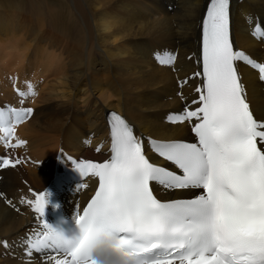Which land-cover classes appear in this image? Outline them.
I'll return each instance as SVG.
<instances>
[{
  "label": "snow or ice",
  "instance_id": "snow-or-ice-1",
  "mask_svg": "<svg viewBox=\"0 0 264 264\" xmlns=\"http://www.w3.org/2000/svg\"><path fill=\"white\" fill-rule=\"evenodd\" d=\"M252 34L264 37V29L257 24ZM200 46L202 72L193 74L202 81L193 101L199 106L166 117L174 124L190 122L195 142L148 139L151 151L180 174L151 162L132 126L111 112L110 158L67 157L82 177L98 178L91 199L74 214L78 234L69 239L47 224L46 192H33L34 199L24 202L40 217L44 231L26 241L29 254L51 250L57 255L45 257L49 264H99L93 252L106 248L123 264H264V116L258 118L250 105L237 61L258 69L262 82L264 63L234 49L230 0L207 3ZM158 59L168 65L175 57ZM31 112L0 109L5 147L24 143L11 144L13 125ZM17 163L4 156L0 168ZM153 183L162 191L195 189L199 194L158 199Z\"/></svg>",
  "mask_w": 264,
  "mask_h": 264
},
{
  "label": "bare ground",
  "instance_id": "bare-ground-1",
  "mask_svg": "<svg viewBox=\"0 0 264 264\" xmlns=\"http://www.w3.org/2000/svg\"><path fill=\"white\" fill-rule=\"evenodd\" d=\"M206 1L0 0V15L7 19L6 24L0 22V30L7 25L6 34L14 42L11 56L17 60L12 71L0 69V103L20 100L12 90V81L19 74L29 72V80H45L33 98L35 112L17 130L19 137L27 139L26 145L5 150L0 142V156L19 161L14 167H4L0 177V264H49L45 257L57 255H24L19 244L32 236L41 221L24 201L32 199L30 189L40 190L47 184L59 145L77 154L91 151L86 143L91 137L92 146L101 138L106 109L124 114L138 131L158 139H180L189 134L184 123L171 124L166 117L183 108L177 80L194 68L186 55L197 49ZM231 2L235 44L253 60L264 62V40L250 35L255 17L240 14L255 12L264 26V0ZM19 13L23 15L18 18ZM31 17L37 29L16 38ZM154 48L178 49L175 71L154 62ZM240 70L247 96L260 116L264 114L263 86L254 71L244 65ZM14 82L16 88L26 90L24 81ZM180 91L185 96L190 93L187 85ZM91 132L94 136H89ZM26 156L32 162H27ZM194 190L168 194L175 199ZM88 195L86 190H78L76 195L64 192L60 197L68 211L71 201H84ZM5 239L7 247L2 245Z\"/></svg>",
  "mask_w": 264,
  "mask_h": 264
},
{
  "label": "rangeland",
  "instance_id": "rangeland-1",
  "mask_svg": "<svg viewBox=\"0 0 264 264\" xmlns=\"http://www.w3.org/2000/svg\"><path fill=\"white\" fill-rule=\"evenodd\" d=\"M0 9H1V7H0ZM22 15H23V13L17 14L18 18L20 16H22ZM4 16H5L4 14L3 15H0V22H5V24H6L7 23V19H5ZM36 29H37V27L35 25L34 19L31 17L30 18V23L28 24V26H25V27L22 26V28L19 29V31H18V33L16 34L15 37L16 38H23L26 35L30 34L32 31L36 30ZM6 31H7V25L4 28H2V30H0V36H1L0 37L1 38L0 39V69L3 68L4 69V72H10V70L11 71L13 70L11 67L15 68V66L17 65L16 64L17 63V60H16V56H11L12 55V52L14 53V50H12L10 46L14 42H12V38H10V36H8L6 34ZM4 57H5V59H4ZM8 69H9V71H8ZM7 80L9 81V83H11V79L10 78L7 77ZM44 82H45V80H44ZM14 157H16V156H14Z\"/></svg>",
  "mask_w": 264,
  "mask_h": 264
},
{
  "label": "clouds",
  "instance_id": "clouds-1",
  "mask_svg": "<svg viewBox=\"0 0 264 264\" xmlns=\"http://www.w3.org/2000/svg\"><path fill=\"white\" fill-rule=\"evenodd\" d=\"M93 255L99 261V264H123L122 258L106 248L94 250Z\"/></svg>",
  "mask_w": 264,
  "mask_h": 264
}]
</instances>
